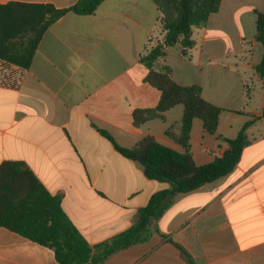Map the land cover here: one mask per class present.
<instances>
[{
    "label": "crops",
    "instance_id": "0c3cea01",
    "mask_svg": "<svg viewBox=\"0 0 264 264\" xmlns=\"http://www.w3.org/2000/svg\"><path fill=\"white\" fill-rule=\"evenodd\" d=\"M78 0H0L65 9ZM256 12L264 0H222L194 46L166 49L155 70L169 68L182 86L199 85L222 108L210 135L193 120L188 151L197 165L229 148L245 123L260 116L264 89L255 65ZM160 14L151 0H105L93 15L67 13L43 34L31 65L0 59V165L23 163L93 247L125 232L151 196L171 188L148 179L115 144L132 148L144 137L183 153L173 136L182 105L134 126L135 110L153 109L160 92L145 82L139 62L161 42ZM154 40V41H153ZM167 130L170 135H167ZM233 171L184 194H173L136 243L103 264H264V116ZM0 264H59L52 250L0 227Z\"/></svg>",
    "mask_w": 264,
    "mask_h": 264
},
{
    "label": "trees",
    "instance_id": "16d2710c",
    "mask_svg": "<svg viewBox=\"0 0 264 264\" xmlns=\"http://www.w3.org/2000/svg\"><path fill=\"white\" fill-rule=\"evenodd\" d=\"M105 0H78L65 9L49 4L7 3L0 5V59L23 69L31 65L37 46L47 29L67 13L93 15ZM160 14L163 32L161 42L139 62L148 70L145 82L160 92L153 109L135 110L134 126L163 118V113L182 105L180 128L174 141L183 149L178 153L147 136L132 148L115 144L106 132L104 136L125 158L141 165L144 175L151 180L170 184L138 211L136 222L125 232L91 247L68 219L61 207V198L49 194L34 174L19 162L0 165V227L53 251L59 264H103L112 254L123 250L139 239L159 216L163 202L173 194L192 192L201 186L230 174L240 160L249 141L245 130L264 116L252 117L238 135L226 140L229 148L213 161L197 165L188 151L193 120L199 119L206 133L213 135L218 127L222 108L202 97L199 85L182 86L171 77L169 68L155 70V62L165 56L166 49L180 46L185 54L194 46L193 29L206 27L209 17L216 13L222 0H151ZM255 40L262 48V57L255 71L264 89V12H256ZM167 135L170 133L167 130ZM188 264H195L181 248Z\"/></svg>",
    "mask_w": 264,
    "mask_h": 264
},
{
    "label": "rangeland",
    "instance_id": "374dc122",
    "mask_svg": "<svg viewBox=\"0 0 264 264\" xmlns=\"http://www.w3.org/2000/svg\"><path fill=\"white\" fill-rule=\"evenodd\" d=\"M154 41V40H153Z\"/></svg>",
    "mask_w": 264,
    "mask_h": 264
}]
</instances>
